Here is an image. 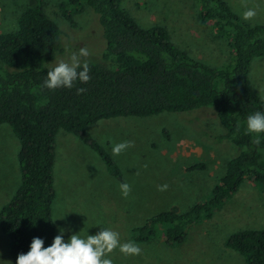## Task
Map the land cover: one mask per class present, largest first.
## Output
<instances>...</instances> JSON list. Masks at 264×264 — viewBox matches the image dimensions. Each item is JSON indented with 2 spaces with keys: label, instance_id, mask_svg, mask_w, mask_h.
<instances>
[{
  "label": "trees",
  "instance_id": "1",
  "mask_svg": "<svg viewBox=\"0 0 264 264\" xmlns=\"http://www.w3.org/2000/svg\"><path fill=\"white\" fill-rule=\"evenodd\" d=\"M196 1L197 21L212 28L230 51L220 66L211 67L175 46L162 26L140 27L122 7L123 0L59 4L69 23L75 14L91 11L105 42L99 60L81 59L88 63L90 78L75 81L71 89L42 87L47 70L65 51L61 27L46 15L43 0H29L16 18L15 29L0 33V126L8 125L20 146L16 156L20 184L0 208V234L7 238L13 264L18 253L28 251L32 237L44 239L47 247L56 235L52 205L59 131L79 139L122 183L116 161L91 136L92 126L122 118L214 113L225 131L217 140L234 145L238 154L225 162L206 201L184 212L169 208L134 227L131 238L138 244L158 239L167 247L183 244L191 224L213 218L246 182L258 186L264 197V139L257 145L254 134L245 131L247 115L264 112L250 77L256 62L264 58V26L242 22L224 0ZM78 88L84 91L78 93ZM224 240L215 248L224 243L223 249L239 254L244 264H264V229L235 231ZM204 257L203 249L196 264H204ZM214 258L215 264L217 259L221 262L219 255Z\"/></svg>",
  "mask_w": 264,
  "mask_h": 264
},
{
  "label": "rangeland",
  "instance_id": "2",
  "mask_svg": "<svg viewBox=\"0 0 264 264\" xmlns=\"http://www.w3.org/2000/svg\"><path fill=\"white\" fill-rule=\"evenodd\" d=\"M29 0H0V33L12 31L16 18ZM46 15L62 30L65 49L59 60L68 61L71 53L86 48L89 56L100 59L104 51L102 31L89 10L73 16L69 23L58 9L64 0H43ZM242 22L264 26V0H224ZM122 7L142 28L162 26L172 43L193 58L211 67L222 65L230 51L212 28L197 21L196 0H123ZM256 14L243 19V12ZM103 48V49H102ZM58 60V61H59ZM255 91L264 102V58L251 72ZM225 133L212 111L184 116L163 115L151 118H122L101 121L90 128L91 136L100 143L119 166L123 182L130 185L127 197L122 196L119 181L111 177L100 158L74 135L59 131L56 137L53 221L58 228L70 232L89 229L97 232V224L109 222L118 227L123 242L131 238V230L156 213L176 208L184 212L193 204L206 201L222 172L225 162L238 154V149L217 137ZM131 141V147L118 156L111 153V144ZM19 142L8 125L0 126V208L6 204L20 184L17 163ZM201 166V167H200ZM167 185L160 190V186ZM259 187L246 182L238 196L227 201L213 218L188 227L183 244L167 247L160 240L139 244V255L111 257L114 264H196L205 250L204 264H244L243 258L230 250L215 248L232 232L264 229V199ZM113 221V222H111ZM108 227V226H107ZM225 241V240H224ZM207 242V243H205ZM138 244V243H137ZM118 257V259H117ZM120 257V258H119ZM0 258L10 260L7 238L0 234ZM215 259V258H214ZM218 264V259L217 262Z\"/></svg>",
  "mask_w": 264,
  "mask_h": 264
},
{
  "label": "clouds",
  "instance_id": "3",
  "mask_svg": "<svg viewBox=\"0 0 264 264\" xmlns=\"http://www.w3.org/2000/svg\"><path fill=\"white\" fill-rule=\"evenodd\" d=\"M256 13L249 9L243 12V19L252 18ZM89 56L86 48H81L79 53H71L69 60H59L50 67L43 80L42 87L55 90L58 88L71 89L75 81L87 82L89 80V66L87 61L81 63L80 57ZM78 88L77 92H83ZM245 131L254 134V143L259 145L264 139V112L255 111L246 117ZM131 141L111 144V153L118 156L131 147ZM167 185L160 186V190ZM122 196L127 197L130 192L128 183L119 185ZM71 213V212H68ZM60 215L56 220H64L67 214ZM54 221V222H55ZM98 231L90 234L89 229L70 232L64 239L65 229L58 228L59 235L52 237L50 246L43 247L45 241L39 237H32L27 252L17 254L14 264H114L111 254L118 250L125 255H139V244L129 240L121 243L120 234L111 227L97 224ZM0 264H13L11 260L0 258Z\"/></svg>",
  "mask_w": 264,
  "mask_h": 264
}]
</instances>
